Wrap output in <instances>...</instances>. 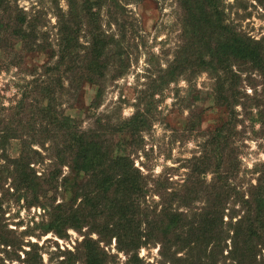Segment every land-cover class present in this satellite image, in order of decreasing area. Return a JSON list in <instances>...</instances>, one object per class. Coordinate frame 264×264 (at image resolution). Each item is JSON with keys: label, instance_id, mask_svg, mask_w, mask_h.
<instances>
[{"label": "rangeland", "instance_id": "374dc122", "mask_svg": "<svg viewBox=\"0 0 264 264\" xmlns=\"http://www.w3.org/2000/svg\"><path fill=\"white\" fill-rule=\"evenodd\" d=\"M5 1L11 19L15 15L25 19L21 26L29 36L22 41L11 31L0 30V120L9 119L18 134L6 142L4 154L0 148V164L6 161L4 155L16 158L24 149L30 166L42 179L51 176L54 169L62 172L58 188L48 191L47 197L53 198L54 204L66 200L70 187L64 188L61 177L69 169L55 163L53 145L64 128L59 126L56 133L50 119L39 113L40 108L50 106L55 109L54 117L69 118L79 129L100 128L114 153L129 156L146 176V204L157 206V210L163 205L161 195L170 200L174 210L178 200L173 193H181L185 184L190 186L197 179L201 182L195 186L201 191L192 208L179 206L176 210L199 211L206 204L203 188L216 179L213 169L218 147L223 153L218 162L220 175L236 191L228 200L226 213H237L232 221L243 214L237 198L249 195L248 189L257 177L256 167L264 161V90L259 70L249 62L234 65L235 74L228 72L225 87L232 83L237 98L233 100L230 95L227 104H221L217 77L197 59V51L205 49L201 46L204 39L184 35V10L179 0H88V13L78 9L80 23L72 30L75 27L74 49L79 56L89 44V30H97L102 36L104 76L95 105L99 88L76 79L81 74L77 67L84 68V63L77 62L80 59L76 57L77 67L68 59L58 62V28L60 15L65 18L70 10L67 0ZM218 10L225 24L264 46V0H219ZM67 67H73L72 71ZM47 68L54 69L45 72ZM133 113L141 122L132 136L123 129L127 128L124 120ZM114 125L121 130H114ZM203 155L207 156V164L202 166L206 169L197 176L194 169ZM11 180L7 171H0V221L3 234L14 242V246L0 244V264H24L23 251L29 247L41 257V264H60L64 252L73 251L80 243L82 232L67 228L62 237L43 232L47 223L43 208L31 205L30 195L14 191ZM231 235L232 231L227 232L221 242L223 252L217 255V264H233L227 256ZM101 246L107 253L105 261L122 264L127 260L128 255L116 249L113 238L109 245ZM161 248L151 242L141 246L137 256L143 264H172L168 255H181L172 244L169 249ZM255 251L246 264H264V246L257 244Z\"/></svg>", "mask_w": 264, "mask_h": 264}, {"label": "trees", "instance_id": "16d2710c", "mask_svg": "<svg viewBox=\"0 0 264 264\" xmlns=\"http://www.w3.org/2000/svg\"><path fill=\"white\" fill-rule=\"evenodd\" d=\"M179 1L184 10V35L189 39L194 37L204 39L201 46L205 49L197 51V59L203 68H210L209 72L217 77L215 85L217 84L219 91V102L227 104L230 95L233 100L237 98L232 83L225 87L228 72L233 73L234 65L249 62L252 68L259 70L263 77L264 90V46L261 41L239 33L225 24L218 10L219 0ZM67 2L70 10L65 18L63 13L60 15L58 28L61 41L58 62L68 59L76 66V58L80 59L77 62H83L84 68L76 66L81 73L76 79L92 83L99 88L100 79L104 76L101 60L105 47L102 36L97 30H89L91 36L89 44L84 46L85 51L79 56L78 51L74 49L77 37L74 34L75 27L73 30L72 27L74 24L79 26L78 9L87 12L88 0H81L79 3L77 0ZM8 7L5 0H0V30L11 31L24 41L29 36L21 26L25 19L19 15L11 19V10ZM16 16L19 18L18 21ZM10 21L17 23L11 25ZM190 44L194 46L192 42ZM39 46L42 48L44 45ZM205 55L208 59H205ZM52 69L54 68H47L45 72ZM67 69L72 71L73 67ZM220 72L223 74L220 75ZM56 79L59 80V77ZM100 96L99 88L95 93V105ZM52 110H55L54 107H42L39 113L43 118L50 119L56 133L59 132V126L64 128L58 141L53 145L56 144L55 163L59 167L66 165L69 169V172L61 177L64 188L70 187L66 200L54 204L53 198L47 197L48 191L58 188L57 181L62 172L54 169L51 176L42 179L37 170L30 166L32 162L24 149L19 151L16 158L4 155L6 161L0 164V171L8 172V177L12 178L14 191L21 192L23 196L30 195L32 198L30 204L43 208L44 214L47 215L43 232L52 231L59 237L63 236L67 228L82 232L80 243L73 251L64 252L60 264H76L81 259V264H121L116 260H112V263L111 260L105 261L107 253L101 245H109L112 238L116 249L128 255L122 264H143L142 259L137 256L138 249L151 242L159 243L161 249H169L172 244L176 253L181 252L177 258L173 257L174 253L168 255L172 264H217V255L223 252L221 242L225 241L229 231H232V235L227 256L233 264H246L247 259L254 258L257 244L264 246V161L256 167L257 177L255 184L248 189L249 195L246 198L243 195L238 196L237 200L241 202L243 214L234 221L232 219H235L237 213L231 211L227 214L226 208L229 198L236 191L234 187L228 186L226 177L220 175L221 168L218 162L222 159L223 153L217 149L218 147H215L218 161L214 163L213 169L216 179L203 188L206 204L199 211L176 210L179 206L192 208L191 203L201 191L195 186L201 182L197 179L191 181L190 186L185 184L181 193H173L174 200H178L174 210L170 208V200L164 199L162 195L160 197L163 205L157 210V206L150 207L146 204V176L133 165L129 156L114 153L111 143L109 144L103 137L100 128L79 129L69 118L54 117ZM137 118L139 117L133 113L130 118L124 120L127 127L123 129L124 132H129L132 136L137 133L140 128V119L136 120ZM119 129L121 130V126L114 125V130ZM17 135L16 128L9 119L0 120L2 154L6 142ZM206 159L207 156L203 155L194 169L197 176L204 173L206 168L202 166L207 164ZM208 187L210 188L207 189ZM40 196H43V201ZM226 214L228 219L224 223L223 218ZM82 228L85 230L82 231ZM92 234L97 237L93 238ZM0 244L3 247L14 246L13 240L3 234L1 221ZM23 252L21 261L24 264H41V257L34 254L31 247Z\"/></svg>", "mask_w": 264, "mask_h": 264}]
</instances>
